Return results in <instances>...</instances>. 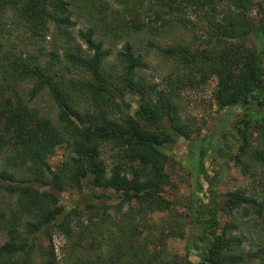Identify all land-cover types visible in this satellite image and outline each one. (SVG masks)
Instances as JSON below:
<instances>
[{"label":"trees","instance_id":"trees-1","mask_svg":"<svg viewBox=\"0 0 264 264\" xmlns=\"http://www.w3.org/2000/svg\"><path fill=\"white\" fill-rule=\"evenodd\" d=\"M146 1L167 8L172 16L163 20L158 10H152L156 22L163 20L160 26L150 27L155 32L183 25L176 15L190 8H194L198 25L207 24V31L195 32L187 48L158 49L162 56L179 60L177 79L169 77L168 90L145 76L147 53L142 54L129 41L112 65V54L95 29L79 31L83 44L77 43L71 8L75 2L0 0V196L11 201L0 211V235L6 238L0 247V264H59L53 245L56 233L69 239L80 254L74 264H192L168 253L169 237H183L184 225L175 212L176 202L164 195L172 183L164 149L192 134L176 90L177 85L185 84L182 73L187 75V71L198 73L191 78L193 85L216 79L214 99L219 110L246 109L234 124L241 140L240 153L228 155L236 163L248 155L249 164L264 167V114L253 117L249 106L254 103V111L264 109V47L259 53L246 43L253 33L264 39V20L256 24L250 16L252 0H140ZM132 24L135 32L146 27L139 20ZM51 28L54 46L64 50L69 63L56 54L46 61L40 53L27 50V44L32 49L33 43L39 46L50 36ZM20 33L27 51L15 45ZM43 95L57 109L54 118L36 107L35 100ZM132 105L138 107L135 114L130 112ZM148 125L157 129H148ZM254 133L259 146L248 154L250 134ZM59 146H65L67 153L53 170L50 160ZM107 147L115 152L112 165L103 158ZM84 183L105 191L97 195L99 200L117 198L120 205L129 204L141 223L131 219L128 227L118 229L114 244L96 238L82 251L80 242L73 240V209L62 205L60 193L81 189ZM243 205L250 206L258 217L264 215V201L258 202L244 191L228 194V209ZM204 206L205 214L210 213L209 206ZM164 213L167 220L157 224L154 215ZM211 216L200 239H208L206 264L262 260L259 252H249L247 257L234 252L233 246L240 247L241 241L228 228L218 232ZM146 231L150 233L143 237Z\"/></svg>","mask_w":264,"mask_h":264},{"label":"rangeland","instance_id":"rangeland-1","mask_svg":"<svg viewBox=\"0 0 264 264\" xmlns=\"http://www.w3.org/2000/svg\"><path fill=\"white\" fill-rule=\"evenodd\" d=\"M70 1L75 2L71 8L75 25L73 34L77 38V43L83 44L78 38L79 31L95 29L98 32V39L104 41L105 48L112 54L109 60V64L112 65L116 63L115 55L129 41L142 54L147 53L144 60L147 65L145 76L161 84L165 90L170 88V76L173 80L177 79L179 60L162 56L158 49L172 46L187 48L195 32L202 34L207 31L206 23L197 24L198 17L194 8L176 15L177 21L178 17L183 19V25L177 24L171 29L168 27L155 32L150 27L160 26L163 20L172 17L166 13L167 8H162L159 4L150 6V1L141 3L140 0H89L90 2L87 3L84 0ZM252 4L250 16L256 24H260L264 20V0H252ZM152 10L155 12L158 10L163 20L156 22V14ZM133 20L145 23L144 30L135 32L132 28ZM9 23L5 24L9 25ZM50 32V36L41 41L39 46L33 43L34 48L29 49L27 44V50H34L32 54L35 55L40 53L39 57L46 61L56 54L55 57L63 63H69L64 59V50L54 46L52 28ZM20 35L21 33L15 40V45L19 50L27 51L24 37ZM246 43L259 53L264 47V39L260 33H253L246 39ZM83 48L87 46L84 44ZM187 73V75L182 73L185 75V84L177 85L176 90L179 93L177 99L184 116L190 120L191 138L181 137L172 146H166L164 149L169 156L166 172L172 180L171 186L166 188L164 195L167 199L176 202L175 212L184 225L183 237H169L168 253L187 258L192 264L199 262L206 264L204 258L208 239H200L203 231L208 227L206 219H211V215H214L218 232L228 228L230 235L241 241L240 247L233 246L234 252L243 253L245 257L249 252H259L264 256V215L258 217L255 210L248 205L235 210H230L226 206L228 194L236 191H244L247 196L254 197L258 202L264 201V167L259 163L250 162V165L247 160L248 155L241 158L242 163H236L229 156L240 153L241 140L234 124L238 122L239 116L246 113V109L234 106L219 110L214 99L216 79L212 77L206 83L193 85L191 83L194 80L191 78L198 73L196 71L195 74L191 71ZM35 104L42 113L53 118L57 115V109L49 97L43 95L35 100ZM249 106L253 117L260 118L264 114V109L254 111V103ZM137 108L136 105H132L130 112L135 114ZM148 126V129H157L156 126ZM253 126L254 124H251L250 131L253 130ZM250 135L248 154L259 146L257 134ZM222 147H224L223 151H221ZM66 153L65 146L56 148L55 155L50 160L53 170L65 159ZM103 158L112 165L116 158L115 152L107 147L104 149ZM104 192L103 189L84 183L81 189L68 188L60 193L62 205L73 209L70 212L73 240L80 242L82 251H85L90 242L96 238L114 244V240L116 241L120 234L118 229L128 227L131 219L135 223H141L129 204L120 205L117 198L110 201L97 199V195ZM10 203L11 201L2 194L0 211L6 210ZM93 205L98 207L92 210L90 207ZM204 205L209 206L210 213L205 214ZM102 218L106 221L104 222ZM153 220L162 225V222L167 220V213L156 214ZM148 233L150 232L146 231L143 237ZM5 242V236L0 235V247ZM53 245L59 264H74L80 255L71 241L61 233L55 234ZM261 258L262 260L255 259L248 264H264V257Z\"/></svg>","mask_w":264,"mask_h":264}]
</instances>
